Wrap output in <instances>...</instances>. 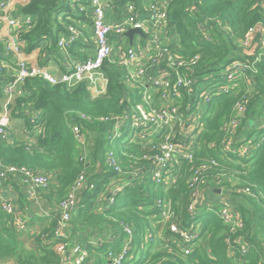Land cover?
I'll use <instances>...</instances> for the list:
<instances>
[{
  "label": "trees",
  "instance_id": "16d2710c",
  "mask_svg": "<svg viewBox=\"0 0 264 264\" xmlns=\"http://www.w3.org/2000/svg\"><path fill=\"white\" fill-rule=\"evenodd\" d=\"M146 1L122 0L121 5L144 6ZM168 2L165 33L170 40L166 46L179 60L193 64L195 57L200 58L192 65L193 73L183 71L194 77L196 90L211 94V102L203 106V131L197 137L193 160L181 163L177 182L170 189L154 183L153 164L144 159L150 154L146 144L134 136L127 139L124 128L115 136L116 119L131 116L137 103L133 90L118 76L123 75L124 69L109 61L103 68L108 78L107 92L101 97H95L86 83L68 87L52 85L40 78L27 80L24 95L16 96L9 110L13 120L25 121L33 139L13 138L11 142L0 139V167L27 168L38 175H48L50 185L38 196L49 214L40 218L47 225L28 247L26 233L17 225V216L4 211L0 198V264H61L55 249L58 241L54 239L61 215L59 205L82 174L95 189L78 193L69 243L71 247L80 245L88 250L87 264H105L103 255L110 250L119 251L126 238V225L134 233L132 258L126 264H264V57L259 58L256 71H250L248 79L228 83L232 87L228 92L218 90L220 84L227 83L226 72L232 64L239 61L252 65L259 55H264L261 48L253 56L242 52V41L251 30L258 31L257 41L264 38L263 0ZM92 13L91 0H27L14 13L15 17L31 19L30 26L19 30L24 53L40 51L55 56L67 28L80 22L93 25ZM202 27L210 35V41L203 39ZM7 45L0 40L1 106L6 104L3 88L17 70L15 57L6 52ZM184 94L183 111L191 100L187 92ZM242 101L247 102V112L233 147L246 151L243 156L230 154L224 158L223 150L230 138L227 129L236 105ZM75 128L87 144L85 162L80 161L83 151ZM110 152L128 181L112 205L107 200V188L122 176L108 164ZM212 160L220 165H212ZM204 165L208 169L201 172V180H206V189H212L211 196L226 195L243 219V228L235 234L219 217L218 208L200 207L194 218L188 212L194 172ZM6 187L17 193L16 214L22 217L21 210L29 205V197L20 177L10 178ZM219 189L223 194L217 193ZM245 189L251 193H245ZM160 200L171 203L183 228L199 227L201 237L191 255L184 256L180 247L170 242ZM149 234L162 237L148 244ZM228 239L236 247L235 257L229 252ZM240 243L247 244V254L240 253Z\"/></svg>",
  "mask_w": 264,
  "mask_h": 264
},
{
  "label": "built area",
  "instance_id": "2783aa9c",
  "mask_svg": "<svg viewBox=\"0 0 264 264\" xmlns=\"http://www.w3.org/2000/svg\"><path fill=\"white\" fill-rule=\"evenodd\" d=\"M169 0H147L144 7L148 14V19L143 20L139 17L137 6L127 5L125 9L126 16L118 23L108 22L106 7L101 0H91L93 9V31H94V55L83 63L75 65L70 73L61 78L55 77L45 67L31 66L23 54L24 43L19 38V30L28 27L31 19H22L12 16V8L15 0H0V24H6L11 33L7 37L0 36L1 41H6V52L16 59V73L12 79L3 88L6 96V104L0 105V139L11 142L15 136L13 132V118L9 110V105L16 96H23V87L26 81L32 78L43 79L52 85L64 84L68 87H75L86 83L90 87H98L104 83L108 87V78L103 68L109 61L122 69L126 76L125 82L131 90H142V102L135 105L131 116L116 119L115 136L119 135L122 128L130 125L135 132V140L146 144L150 154L144 157L145 160L153 164L152 179L158 187L165 190L170 189L177 182L179 168L183 161H192L196 148V140L203 131L202 118L204 107L211 102V94L206 90H196V80L190 74H185L183 70L193 73V64L200 58L195 57L193 64L186 60H179L177 55L166 46L169 38L166 36V27L168 21L167 8ZM264 6V0L262 2ZM203 28V27H202ZM131 29H140L146 35L151 37V41L142 48L122 47L121 44L114 43L113 37H123ZM73 36L69 43L60 41V47H70L77 41L78 35L75 29L71 28ZM163 31L166 38L160 35ZM257 30H251L247 38L242 41V46L250 47L255 43L257 49H264V38L257 41ZM203 39L210 41V35L206 29H202ZM167 39V40H166ZM254 50V52H255ZM255 54V53H254ZM252 65L242 62H235L226 72L227 83L220 84V92H228L232 87L228 83H233L240 78L248 79L249 72H255V66L259 58ZM187 92L190 102H188L185 111L182 110L181 100ZM106 93L100 91V94ZM247 102H239L235 108V115L230 121L227 129L229 139L224 147L223 157L230 154L244 155L246 149H234L238 129L247 112ZM78 142L82 146L81 162L87 161V144L84 136L78 128L74 129ZM28 134V133H27ZM30 134V133H29ZM181 137H186V141H181ZM32 140L33 138L30 137ZM29 140V141H31ZM224 157V158H225ZM108 164L118 173L121 178L113 185L107 188V200L110 205L115 202L116 197L128 185L126 175L123 174L118 161L113 152L108 154ZM212 165L219 166L216 160H212ZM208 169V166H202L194 172L191 183L192 202L188 207V212L195 217L198 208L207 206L210 209H217L219 217L229 227L231 234L243 228V219L240 214L231 205L226 195L220 198L211 196L212 189L205 187L206 180H201V172ZM20 177L27 196L35 200L40 191H44L50 185L51 179L48 175H38L27 168H18L14 166L0 167V198L2 206L6 213L17 216V225L23 233L27 232L26 221L16 214V205L18 201L17 193L14 188H7L6 185L10 178ZM218 183H221V180ZM95 189V185H90L85 174H82L76 181L68 197L59 205L61 213L54 239L58 241L56 251L61 257V264H87L89 252L80 245L71 247L70 240V221L73 212L77 209L78 193L84 189ZM221 194L223 190L219 189ZM245 193L250 194V189H245ZM159 207L162 211V219L170 232V242H174L180 247L184 256L192 253L193 246L200 240L201 234L198 226L189 229L181 226V221L176 217L171 203L159 201ZM126 234L125 241L119 251L110 250L103 255L105 264H126L132 258L134 244V233L129 225L124 226ZM162 234L154 236L149 234L146 242L149 244L158 241ZM169 242V241H168ZM96 243V242H95ZM228 249L232 257H235V245L231 239L227 240ZM240 253L247 254V244L240 243ZM264 263V260L262 261Z\"/></svg>",
  "mask_w": 264,
  "mask_h": 264
},
{
  "label": "crops",
  "instance_id": "0c3cea01",
  "mask_svg": "<svg viewBox=\"0 0 264 264\" xmlns=\"http://www.w3.org/2000/svg\"><path fill=\"white\" fill-rule=\"evenodd\" d=\"M101 1H102V4L106 7L109 23L115 24V23H118V21H121L125 18L126 16L125 9L127 5L125 7L121 5L122 0H101ZM26 3H27V0H15L11 15L14 16V13L16 12L17 8L20 6L26 5ZM137 9H138L139 17L143 20H147L148 14H147L145 7L139 5ZM81 11L84 12L83 10ZM91 17H93V15H91ZM71 28L75 29L78 35L77 41L75 42L76 46L72 47L71 50H69V47L61 48L60 41L69 43L70 38L73 36ZM0 30H1L0 36L4 38L7 37V35L11 33L9 27L3 23L0 24ZM67 30H68L67 33L60 38L59 51L55 56H50V53H45V52L41 53L40 51H36L31 54H26L23 51L26 61L31 66L45 67L55 77L61 78L63 75L70 73L75 67V65L79 63H83L86 60H88L90 57H92L95 53L94 52L95 35L93 31V25L90 22L88 23L80 22L75 26L74 25L69 26ZM164 32L160 31V35L163 36V39L166 38ZM146 36H147L146 39L140 36H136L134 38L133 44H131V41L125 36L123 37L114 36L113 41L114 43L121 44L122 47L124 48H127V46L128 47L135 46L136 48H142V47H145L152 39L148 35ZM124 40H126V42H124ZM144 41H146L145 44H144ZM118 74H120V78H124V80H126L125 71L123 72V75L121 73H118ZM89 88L95 97H101L102 95L105 94V93L100 94V91L107 92V86H105L104 83L100 84L98 87H95V89L94 87H90V86ZM13 132L15 134L14 138H21L22 140H25V141L30 140V134L28 133V130L26 128V123L22 119L13 120ZM219 194L221 195V193ZM28 199H29L28 200L29 205L24 206L23 212L21 210V215H22V218L27 223L28 229H27V232L24 238L26 242L28 243L27 246L30 247L35 237L38 234H40L42 230L46 227L47 221L45 222L43 220H40V218L43 219L44 216L48 215L49 209L43 206L42 199L39 198L38 195L35 200H31L30 198Z\"/></svg>",
  "mask_w": 264,
  "mask_h": 264
},
{
  "label": "rangeland",
  "instance_id": "374dc122",
  "mask_svg": "<svg viewBox=\"0 0 264 264\" xmlns=\"http://www.w3.org/2000/svg\"><path fill=\"white\" fill-rule=\"evenodd\" d=\"M138 41H139V39H138ZM124 42H126V40H124ZM255 47H256L255 43L252 44L250 47H244L243 46L242 52L246 56H253ZM142 93L143 92L141 89L133 90V95H134L133 100L137 104L142 102ZM124 130L126 131L127 139H131L133 136H135L134 129L130 125H127L126 127H124Z\"/></svg>",
  "mask_w": 264,
  "mask_h": 264
},
{
  "label": "water",
  "instance_id": "95a60500",
  "mask_svg": "<svg viewBox=\"0 0 264 264\" xmlns=\"http://www.w3.org/2000/svg\"><path fill=\"white\" fill-rule=\"evenodd\" d=\"M124 36L127 37L131 41V44H133L134 38L136 36L143 37L144 39L147 38L145 33L140 29H131L128 32H126ZM118 76L120 77V74H118ZM186 140H187L186 137H181V141H186ZM217 193H221V191L218 190Z\"/></svg>",
  "mask_w": 264,
  "mask_h": 264
}]
</instances>
